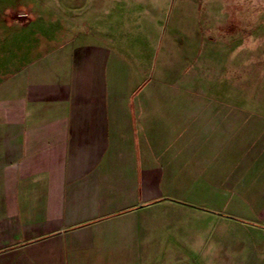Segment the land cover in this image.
<instances>
[{
    "label": "crops",
    "instance_id": "obj_1",
    "mask_svg": "<svg viewBox=\"0 0 264 264\" xmlns=\"http://www.w3.org/2000/svg\"><path fill=\"white\" fill-rule=\"evenodd\" d=\"M109 9L94 0L99 17ZM106 51L80 50L94 75L36 88L24 122L0 120V264H264V172L236 213L198 202L195 184L212 188L213 175L197 174L192 113L109 92ZM166 126L175 137L156 138Z\"/></svg>",
    "mask_w": 264,
    "mask_h": 264
},
{
    "label": "rangeland",
    "instance_id": "obj_2",
    "mask_svg": "<svg viewBox=\"0 0 264 264\" xmlns=\"http://www.w3.org/2000/svg\"><path fill=\"white\" fill-rule=\"evenodd\" d=\"M112 1L101 18L94 0H0V120L24 122L36 88L71 85L78 68L94 75V61L78 67L79 51L105 49L109 92H134V108L192 113L197 174L213 175L193 197L236 213L264 172V0ZM162 129L156 138L175 137Z\"/></svg>",
    "mask_w": 264,
    "mask_h": 264
}]
</instances>
